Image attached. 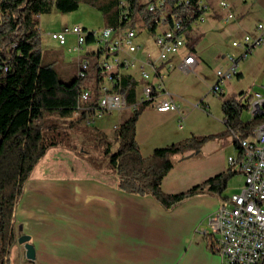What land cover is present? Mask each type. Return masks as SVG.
Listing matches in <instances>:
<instances>
[{"label": "crops", "instance_id": "0c3cea01", "mask_svg": "<svg viewBox=\"0 0 264 264\" xmlns=\"http://www.w3.org/2000/svg\"><path fill=\"white\" fill-rule=\"evenodd\" d=\"M205 1L210 6L206 19L210 23L216 20L230 21H226L227 11L219 7L222 1L228 3L229 12L233 15V25L229 29V35L235 38L233 40H241L245 35L255 36V25L264 18V0ZM215 26L210 24L205 31L197 30V35L192 29L189 36L195 35L197 40L205 35L206 30ZM187 43L186 48L170 58L171 69L161 64L158 70L163 75L162 94L158 98L172 100L177 105L183 121L186 111L180 109L181 103H193L197 96L192 99V95L187 92L181 93V90H178L181 87L179 83L174 82L175 79L169 83L166 80L173 70H179L177 66L187 53L192 52ZM137 47L138 50L134 54L137 60L143 62L156 59L157 52L155 58L148 56L142 59L139 54L141 47ZM261 47L264 48V44ZM193 48L192 53L197 63L192 72L200 70L202 64L200 57L195 55V45ZM96 49L90 50L83 57L94 59ZM241 53L240 49L234 56L238 58ZM77 60L78 58L76 62ZM215 60L223 61L227 68L226 57L217 54ZM60 63V70L65 72L66 64ZM131 70L133 73L120 75L129 77L136 83L137 101L141 90L140 72L137 68ZM240 74L241 72H238L236 77ZM214 81L215 79L211 83ZM198 106L205 108L201 103ZM153 109L164 119L178 115L158 113L154 106ZM129 114L120 119L119 123ZM138 122L139 119L135 128V140L143 158L149 157L154 149L170 145L177 140H163L161 145L153 147L154 149H146L148 131L151 129L138 126ZM118 124L106 134L112 133L113 136ZM84 141L89 145L87 139H82L80 143ZM142 149L146 150L142 153ZM200 155L201 150L193 156ZM74 157L68 149L66 151L54 148L49 150L31 171L23 195L15 208V231L17 240L20 237L28 238L29 244L34 248L35 258L33 261L27 260L23 245L16 242L11 250L10 264H221V259L213 252L209 237L204 232H209L208 218L226 198L223 193L220 196L208 193L196 195L168 211L150 196L132 195L119 190L115 174L110 169L103 172L94 171L86 162L77 167ZM211 170L212 168L201 170L197 176L198 180L190 187L223 172L216 168ZM163 182L164 179L162 184ZM162 190L168 194L184 192L166 191L164 188Z\"/></svg>", "mask_w": 264, "mask_h": 264}, {"label": "trees", "instance_id": "16d2710c", "mask_svg": "<svg viewBox=\"0 0 264 264\" xmlns=\"http://www.w3.org/2000/svg\"><path fill=\"white\" fill-rule=\"evenodd\" d=\"M190 1L187 11H177L181 16L197 12V0ZM81 3L102 13L105 27L124 25L119 21L118 0L103 3L99 0H0V264L11 263V250L17 242L15 208L31 171L49 150L66 148L69 132L76 125L88 127L83 123V113L74 119L76 121L72 119L78 92L86 79H77L75 72L72 80L64 82L52 64H41L40 35L34 19L50 13L53 8L63 14L72 13ZM144 8L140 0H133L132 23L136 24L142 17L153 34L155 28L148 23L150 15H146ZM190 31L188 25L185 29L187 46L194 52L195 42L189 36ZM94 69L95 65L91 67ZM118 82L114 91L125 96L128 106L135 105L136 83L129 77H120ZM147 105L146 102L138 104L130 111L114 129L112 142L104 136L97 140L105 143L104 155L115 174L117 188L132 195L150 196L168 211L196 195L220 196L234 175L230 169L184 192L168 194L162 190V181L173 168L171 159L199 151V145L206 139L190 137L156 148L149 157L143 158L135 140V128ZM242 109L249 110V106L233 101L225 103V124L232 133L237 130L240 138H248L252 129L264 122V115L242 123L239 120ZM112 146H116L115 151H111Z\"/></svg>", "mask_w": 264, "mask_h": 264}, {"label": "built area", "instance_id": "2783aa9c", "mask_svg": "<svg viewBox=\"0 0 264 264\" xmlns=\"http://www.w3.org/2000/svg\"><path fill=\"white\" fill-rule=\"evenodd\" d=\"M133 0H118L119 21L124 24L117 28L104 27L101 32L87 31L80 26L64 27L49 34L59 46L66 44L67 35L75 38L74 49L81 51L86 43L96 42L94 62L82 57L77 60V79H88L91 67L95 65V76L90 88L83 87L78 92L75 115L84 114L83 123L92 126L93 120L104 114L116 111L134 110L138 104L149 103L158 113L179 115V128L183 118L177 105L170 99L160 100L161 64L171 69L169 61L186 48L185 29L191 30L204 22V13L209 10L205 0H197V12L181 16L177 11H187L190 0H148L145 2L148 23L153 25V41L157 50L155 60L139 61L134 57L138 50L135 39L141 29L148 26L138 18L133 24ZM219 7L227 11L226 21L233 18L228 3L222 1ZM37 23L38 16L34 18ZM147 26V27H146ZM255 36L245 35L242 40L232 41L233 48H240L237 57H228L227 68L215 72V81L209 88V95L218 97L223 92L226 82L238 74V64L255 48L264 44V18L255 25ZM91 40L89 42V40ZM94 63V64H93ZM196 57L192 52L182 59L177 68L183 72H192ZM137 68L140 72L141 90L136 104L127 106L125 96L114 91L113 87L120 80V71ZM147 68V70H145ZM6 70V68H5ZM105 82V84H104ZM207 100V99H205ZM202 105L204 102L201 100ZM251 119L264 115V93L255 92L248 103ZM236 155L227 158L230 169L242 177L237 192L225 198L215 213L207 220L209 237L213 252L221 259V264H262L264 262V122L252 129L248 138L233 134Z\"/></svg>", "mask_w": 264, "mask_h": 264}, {"label": "rangeland", "instance_id": "374dc122", "mask_svg": "<svg viewBox=\"0 0 264 264\" xmlns=\"http://www.w3.org/2000/svg\"><path fill=\"white\" fill-rule=\"evenodd\" d=\"M105 1L99 0L100 3ZM147 1L140 0L142 5ZM209 11L203 15L204 22L193 28L195 35H197V30L205 31L210 24L216 26L208 31L206 30L205 35L197 38V40L195 35L191 36L197 51L195 55L202 60L200 70L192 73H183L175 69L166 80L169 83L172 79H175L174 82L179 83L178 85L181 87L178 88L181 93L187 92L192 95V99L197 96L193 103H181L180 109L184 112L186 111L182 129H179L181 118L178 115L164 119L155 113L152 104H149L144 109L138 122V126L151 129L148 131L146 149H154L153 147L161 145L160 143L163 140L166 142V140L173 141V139H177L171 142L177 143L190 137H194L197 140L206 139L205 142L199 145V150H201L199 157L193 156L198 151H192L191 154L177 155L171 159L173 168L164 177L163 187H161L166 191L189 190L190 186L198 180L199 172L206 168H212V170L215 168L221 169L223 172L228 171L230 168L227 164V158L235 156L236 150L234 148V133L225 124L224 104L233 101L241 106H248L249 99L253 93H264V48L260 47L253 49L247 55L246 60L239 61L238 72H241V74L239 77H233L224 84L223 94L218 97L209 95L211 82L215 79L214 73L216 70H224L226 67L223 61L215 60L216 55L226 58L230 56L236 57L234 55L240 50L231 47L232 41H237L233 40L235 39L234 36L229 35L233 20L229 22H217L216 20L214 21L215 24L213 22L210 23L206 20L208 19L207 14ZM73 26H80L87 31L99 33L107 25L102 13L86 3H81L76 11L69 14H63L53 8L50 13L40 15L38 20V34L40 35V50L42 53L41 64H52L60 80L64 82H68L74 77L76 59L85 56L90 50L96 49L97 45L96 42L84 44L82 50L77 52L73 49L75 45L73 36L68 35L66 37V46L64 47L59 46L49 38V34L60 31L64 27L72 28ZM184 37L186 42H188V37L186 35ZM136 38V45L141 47L140 57L142 59H146L148 56L155 58L157 50L152 33L143 29L138 32ZM88 59L90 62H94V59ZM60 62L63 65L66 64L65 69H67L65 72L60 70ZM131 71L124 70L120 73H133ZM94 76L95 72L91 70L88 79L85 80L84 87L90 88L93 85ZM207 84L209 85L208 87ZM188 97L191 98V96ZM200 100L204 102L205 108L198 106ZM130 111L125 110L121 115L116 111L111 114H104L101 118L94 119L92 126L76 125L69 132L66 148L62 149L66 151L68 149L74 154L76 157L74 158L77 160L75 163L77 167L86 162L94 171L103 172L108 170V157L104 155L105 143L101 144L97 140L104 136L107 141L110 140L109 142H111L112 133L106 134V132L112 131L120 119L129 114ZM77 117L78 115L73 114L72 119H77ZM239 120L242 123H247L251 120L248 110L242 109L239 114ZM234 131L237 136H240L237 130ZM82 139H87L90 142L89 145L85 144L86 141L80 143ZM115 149L116 146L111 147V151ZM145 150L142 149V153ZM230 170L234 175L227 182L226 189L223 192L224 197L237 192L243 181L242 177L234 172V169Z\"/></svg>", "mask_w": 264, "mask_h": 264}, {"label": "water", "instance_id": "95a60500", "mask_svg": "<svg viewBox=\"0 0 264 264\" xmlns=\"http://www.w3.org/2000/svg\"><path fill=\"white\" fill-rule=\"evenodd\" d=\"M18 244L23 245V248L25 250V258L27 260L33 261L35 258V251L31 244L28 242L27 237H20L17 240Z\"/></svg>", "mask_w": 264, "mask_h": 264}, {"label": "bare ground", "instance_id": "6f19581e", "mask_svg": "<svg viewBox=\"0 0 264 264\" xmlns=\"http://www.w3.org/2000/svg\"><path fill=\"white\" fill-rule=\"evenodd\" d=\"M242 40V39H241ZM240 40V41H241ZM74 50H76L77 51V49H74ZM77 52H80V51H77ZM78 60H82V58H78ZM115 92H117V93H119V94H121L120 92H118V91H115ZM122 96H124L123 94H121ZM128 106V105H127Z\"/></svg>", "mask_w": 264, "mask_h": 264}]
</instances>
